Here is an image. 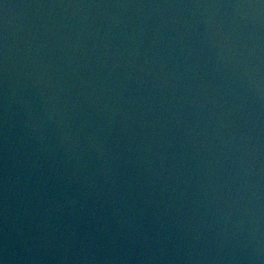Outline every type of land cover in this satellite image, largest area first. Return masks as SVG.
<instances>
[{
	"label": "water",
	"instance_id": "water-1",
	"mask_svg": "<svg viewBox=\"0 0 264 264\" xmlns=\"http://www.w3.org/2000/svg\"><path fill=\"white\" fill-rule=\"evenodd\" d=\"M0 264H264V0H0Z\"/></svg>",
	"mask_w": 264,
	"mask_h": 264
}]
</instances>
